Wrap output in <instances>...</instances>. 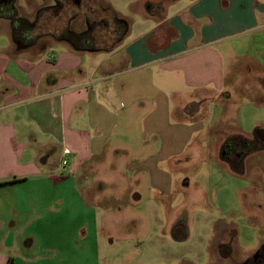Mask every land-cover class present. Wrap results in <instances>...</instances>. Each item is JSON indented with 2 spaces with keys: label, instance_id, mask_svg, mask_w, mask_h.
Returning a JSON list of instances; mask_svg holds the SVG:
<instances>
[{
  "label": "crops",
  "instance_id": "crops-1",
  "mask_svg": "<svg viewBox=\"0 0 264 264\" xmlns=\"http://www.w3.org/2000/svg\"><path fill=\"white\" fill-rule=\"evenodd\" d=\"M134 4L143 9L133 10L131 22L121 19L127 32L110 51L82 50L62 39L26 46L0 23V264H100L108 257L97 243L92 251L91 232L71 239V246L82 243L72 246L74 254L53 237L66 235L64 216L78 219L79 229L90 227L85 218L97 223L100 213L86 204L104 190L94 183L99 175L110 177L111 192L99 206L138 203L134 185L150 182L147 205L159 208L166 195L180 193L172 174L182 156L186 163L193 158L185 146L203 129L196 123L202 106L212 100L223 106L214 127L230 126L222 119L236 93V69L260 64L264 53V0ZM260 132L217 136L219 158L237 178L244 169L232 165L241 156L229 164L223 148L235 136L239 144L254 142ZM180 225L175 240L188 237ZM37 241L42 252L35 257L29 251ZM255 257V264L264 263V246Z\"/></svg>",
  "mask_w": 264,
  "mask_h": 264
},
{
  "label": "rangeland",
  "instance_id": "rangeland-1",
  "mask_svg": "<svg viewBox=\"0 0 264 264\" xmlns=\"http://www.w3.org/2000/svg\"><path fill=\"white\" fill-rule=\"evenodd\" d=\"M138 1L101 0L97 18L101 24L91 31L88 39L92 42L83 47L117 46L124 27L113 15L131 22L133 10L143 9L134 4ZM84 29L83 20H79L72 25L71 34L82 36ZM63 31L58 32L63 34ZM257 58L260 64H241L236 69L237 77L233 82L236 93H232L222 119L229 121V127H214V120L221 119L223 106H217L214 100L202 106L196 123L198 129H203L185 146L186 153L193 154V158L186 163L185 156H182L180 171L172 174L175 190L180 193L174 191V197L166 195L163 202L159 201V208L148 207L147 201L154 196L149 188L150 182L148 185L138 184L134 186L139 191L136 187L133 190L142 196L141 201H131L119 207L111 204L108 209L99 203L109 202L111 192L106 183H110V177L99 175V182L94 183L103 185L104 190L96 199H88L91 201L86 204L100 213L97 223L91 216L85 218L90 227L79 229L74 224L78 219L64 216L66 230L63 234L66 235H53L58 240L55 245L67 247L74 254L76 249L72 246L79 249L82 243L71 246V239L78 235L81 238V232H91L88 244H91L92 251L97 243L101 255L108 257H102L100 264H253L255 254L264 246V146L251 142L248 155L241 156L239 164L233 162L232 166H239L238 172L244 169V174L237 178L219 158L221 144H217V136H230L237 130L249 134L256 128L264 129V53L258 54ZM211 127L214 129L210 134ZM236 137L235 145L242 142ZM129 177L132 179L133 175ZM196 196L197 200H194ZM180 224L188 230V237L175 240L173 231ZM76 229L80 232L74 235ZM214 235H221L222 239L215 241ZM220 244L226 246L219 249ZM40 249V241H37L29 252L38 257L42 252Z\"/></svg>",
  "mask_w": 264,
  "mask_h": 264
},
{
  "label": "flooded vegetation",
  "instance_id": "flooded-vegetation-1",
  "mask_svg": "<svg viewBox=\"0 0 264 264\" xmlns=\"http://www.w3.org/2000/svg\"><path fill=\"white\" fill-rule=\"evenodd\" d=\"M101 0H0V23L6 22L12 29L15 40L23 45H32L43 39L66 40L73 45H89L91 31L95 30L98 21V6ZM51 22H47V21ZM83 20L84 35H72V25ZM55 21V22H52ZM64 30L59 34V30ZM34 31L43 32L35 34ZM68 32V34H66ZM264 146V132L255 140ZM250 143H228L222 155L231 164V158L247 156ZM255 264V261H251Z\"/></svg>",
  "mask_w": 264,
  "mask_h": 264
},
{
  "label": "trees",
  "instance_id": "trees-1",
  "mask_svg": "<svg viewBox=\"0 0 264 264\" xmlns=\"http://www.w3.org/2000/svg\"><path fill=\"white\" fill-rule=\"evenodd\" d=\"M114 19L119 22V25L123 26L124 27V30L123 32H121V35H122V38L125 36L126 32H127V23L119 18H117L116 15H113ZM122 40V39H121ZM120 40V41H121ZM120 41L118 43H120ZM76 48L78 49H82V50H90V51H110L112 49H114L116 46H111V47H106V48H89V47H80L78 45H74ZM8 264H14V260L13 259H10Z\"/></svg>",
  "mask_w": 264,
  "mask_h": 264
},
{
  "label": "built area",
  "instance_id": "built-area-1",
  "mask_svg": "<svg viewBox=\"0 0 264 264\" xmlns=\"http://www.w3.org/2000/svg\"><path fill=\"white\" fill-rule=\"evenodd\" d=\"M66 153H68V152H66ZM62 164H63V166H65V165H67V162H66V161H64Z\"/></svg>",
  "mask_w": 264,
  "mask_h": 264
}]
</instances>
